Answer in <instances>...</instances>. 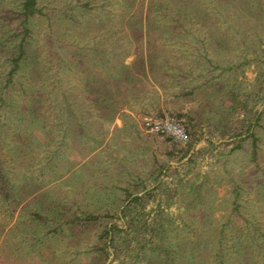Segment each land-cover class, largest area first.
I'll list each match as a JSON object with an SVG mask.
<instances>
[{"label": "trees", "instance_id": "obj_1", "mask_svg": "<svg viewBox=\"0 0 264 264\" xmlns=\"http://www.w3.org/2000/svg\"><path fill=\"white\" fill-rule=\"evenodd\" d=\"M77 2L81 19L73 39L92 43L98 35L92 39L88 33H101L103 29L99 19L86 20L87 13L95 12L91 1ZM131 2L119 0L124 14L121 30H107L110 38L122 33V41L135 44L133 52L122 50L117 57L103 48L82 53L83 59L73 56L70 62L83 68L87 76V115L71 107L68 97L66 105L56 103L49 77L44 75L47 68L35 50L36 22L64 24L65 15L46 11L41 0H19L16 8H0L4 10L0 13V105L25 102L11 150L15 155H6L0 143V213L12 220L23 209L25 200L45 183L37 184L28 168L22 172L24 164L14 171L11 159H26L32 156L33 148L41 147L54 159V154L58 157L59 151L71 147V133L82 140H93L88 117L112 121L123 110L139 105L144 111L149 107L162 115L164 105L189 97L199 99L196 110L183 113L175 105L166 110L178 112L192 138L185 145L174 144L166 152L170 160L182 162L180 166L172 170L157 162L149 176L153 180L151 189H147L144 178L135 180V191L123 187L125 201L120 211L75 212L65 222L76 235L97 230L98 241L93 248L99 255L94 256L92 264H264L263 219H247L240 224L223 222L215 231L203 220L201 232H197L192 221L179 217L198 210V201L207 195V184L197 182L200 173L193 172L199 156L208 153L218 160L229 159L249 141L250 160L259 165V129L264 128V110L256 105L264 102V72L256 74L254 83L237 76L244 63H264V0H148L146 19L130 14ZM153 30L158 34L150 33ZM229 45H236L243 61L231 62ZM209 109V113L218 115L215 120L208 114ZM205 127L208 144L191 152ZM214 137L222 142L215 144ZM169 177L173 180L171 187L166 185ZM235 185L233 210L240 213V186L237 182ZM187 190H193L195 196L186 202L182 199L187 197ZM29 214L33 219L45 220L38 211ZM179 218L184 222H178ZM0 223L3 232L6 225ZM183 224L186 234L180 233Z\"/></svg>", "mask_w": 264, "mask_h": 264}, {"label": "rangeland", "instance_id": "obj_2", "mask_svg": "<svg viewBox=\"0 0 264 264\" xmlns=\"http://www.w3.org/2000/svg\"><path fill=\"white\" fill-rule=\"evenodd\" d=\"M90 1L95 12L87 13L86 20L94 22L99 19L100 28L103 29L101 33L96 31L88 33L89 38L92 39L98 35L96 41L92 43H80L77 39H73L75 38L73 33L81 19L77 0H41L47 7L46 11L61 14L62 17L65 15L62 19L67 23L55 22L49 25L41 20L34 26L36 29L35 50L47 68L48 72L44 75L49 77L56 103L66 105L65 97H68L70 106L75 109L80 108V111L86 115L90 107V100L85 92L87 76L82 72L83 68L70 64L74 60L72 57L78 56L83 59L82 53L90 54L103 48L110 50L118 57L122 54V50L125 53H131L136 48L135 44L129 45L126 41H122V33L113 38L109 37L107 29L112 27L113 30L120 31L123 24L121 18L124 14H122L119 0ZM18 4L19 0H0V8L7 10L10 7L16 8ZM147 4L148 0H132L128 11L135 17L146 19ZM67 14L70 18H67ZM150 33L158 34L157 30ZM227 52H230L228 56H231V62L240 63L244 60L238 57L239 51L236 45H229ZM250 54L255 55V51ZM131 59L132 57L128 61ZM261 65L264 63L255 60L244 63L238 69L237 78L254 83L256 74L259 71L264 72ZM199 102V99L191 100L187 97L170 103L168 107L164 105L162 110H165L164 113H171L166 110L175 105L176 109L186 113L191 109L196 110L200 105ZM17 104L21 106L19 109ZM24 104V101H15L14 104L0 105L2 132L0 143L2 151L9 156V152L11 156L15 155L11 150L16 144L14 136L17 124L21 123L22 115L19 113L20 109L24 108ZM256 108L264 110V102H260ZM130 111L133 112L131 118L123 120L124 123L119 119L122 125L115 119L99 121L88 117L89 124L92 121L89 125V133L94 139L86 137L82 140L77 134L71 133L69 137L71 147L66 151H59L58 157L54 154V159H50L51 153L44 151L41 147L33 148L32 156L26 159L16 156L14 160H10L14 171L24 164L22 172L28 168V172L37 179V184H42L44 181L45 183L41 185L40 191L25 200L23 209L18 211L20 214L17 213L12 220L6 219L5 215L0 213V222L6 225L3 232L0 226V264H92L94 256L99 255V252L93 248L98 241L97 230H88L84 234L76 235L65 222L66 218H70L75 212L120 211L125 201L123 187L130 186L131 190L135 191V180L144 178L147 189H151L153 180L149 179L151 178L149 176L157 167V162L166 164L172 170L180 166L182 162H177L175 158L170 160L166 152L174 144H185L152 132L147 125L149 119L161 117L164 113L160 115V111L149 107L144 111L140 109V105ZM209 111L210 109L208 114L215 120L218 115ZM53 115L56 116L57 111ZM173 115L189 134L188 127L185 121L179 118L178 112L176 111ZM206 131L205 127L201 138L194 141L191 152H197L208 144ZM259 132L262 135V142L258 166L250 160L249 141L229 159L218 160L208 153L205 157H198L193 172L200 173L197 182L204 181L207 184L204 190L207 195L198 201V210L179 216L184 217L186 221H192L190 223L194 225V229L198 230L197 232H201L199 231L202 227L200 222L203 220L210 224L208 226L212 227L213 231L223 222L231 221L240 224L244 221L248 222L247 219L251 222L255 218L264 220V128H260ZM189 138L191 141L192 138L190 136ZM20 139L17 137V142L22 145L23 142ZM56 140L59 142L57 138ZM212 140L217 145L222 142L220 138L214 137ZM58 166L62 169H58ZM168 181L166 185L171 187L173 180L169 177ZM236 182L241 192L238 198L240 213L233 210V188ZM194 194L193 190H189L187 197H183L182 200H192ZM30 211H38L45 220L33 219L29 214ZM180 218L178 222H184L183 218ZM255 226L256 224L253 227ZM180 233H187L184 224ZM110 258L112 259V256Z\"/></svg>", "mask_w": 264, "mask_h": 264}, {"label": "built area", "instance_id": "obj_3", "mask_svg": "<svg viewBox=\"0 0 264 264\" xmlns=\"http://www.w3.org/2000/svg\"><path fill=\"white\" fill-rule=\"evenodd\" d=\"M147 125L152 132L167 136L177 143L186 144L190 139L185 127L171 113L166 112L161 117L151 118Z\"/></svg>", "mask_w": 264, "mask_h": 264}, {"label": "crops", "instance_id": "obj_4", "mask_svg": "<svg viewBox=\"0 0 264 264\" xmlns=\"http://www.w3.org/2000/svg\"><path fill=\"white\" fill-rule=\"evenodd\" d=\"M130 110L129 109L123 110L122 113L115 118V121L119 122V124L122 125L123 120H125L127 118H131V115L133 114V112ZM119 119H121L122 122H120Z\"/></svg>", "mask_w": 264, "mask_h": 264}]
</instances>
